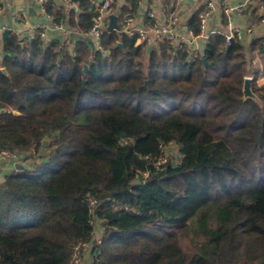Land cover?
Instances as JSON below:
<instances>
[{"label": "trees", "instance_id": "1", "mask_svg": "<svg viewBox=\"0 0 264 264\" xmlns=\"http://www.w3.org/2000/svg\"><path fill=\"white\" fill-rule=\"evenodd\" d=\"M79 3L78 23L47 10L89 29L94 4ZM136 38L105 31L108 54L81 41L71 55L8 34L0 149L20 165L0 179V264H74L85 241L98 264H264V37L214 33L197 53ZM170 142L180 157L157 164Z\"/></svg>", "mask_w": 264, "mask_h": 264}, {"label": "built area", "instance_id": "2", "mask_svg": "<svg viewBox=\"0 0 264 264\" xmlns=\"http://www.w3.org/2000/svg\"><path fill=\"white\" fill-rule=\"evenodd\" d=\"M95 7V13L92 17V25L89 29H85L77 24L71 26L68 21L64 19H57L54 15L48 12L47 5L51 3L59 8H63L69 14L74 16L78 23L79 15L83 12L79 0H36L35 12L30 13L26 6L16 8L9 16L8 24H0V57L3 54L2 32L9 28L10 32L19 36L24 40H30L34 37H39L45 44L50 42H58L65 46L71 55L78 52V43L86 42L92 54L102 53L108 54L109 50L105 49L102 43V35L108 31L109 16L114 13L118 17V28L113 30L119 34H126L128 36H136V44L142 48L153 49L159 48L161 42L170 40L178 48H186L191 53L202 51L204 44L209 37L214 33H221L225 36V40L230 44L234 39L244 41L245 37H250L254 33L257 23L250 22L248 26L241 27L232 23L233 12L237 11L241 14L245 13L248 5L258 0H243L236 6L225 4L223 1L217 0H203L198 4L197 11L199 17V30L196 33L192 28H184L181 24V11L175 8L172 11L167 9L148 10L144 14L139 13H125L121 9V5L125 0H91ZM177 3H183L185 0H176ZM144 2V1H143ZM141 2V4H144ZM258 4L264 10V0H259ZM222 8L227 17L226 27H209L208 19L218 8ZM5 10L4 0H0V16ZM163 20L159 19V16ZM145 17L150 18V24L145 22ZM264 22V16H261L259 23ZM112 30V31H113ZM9 32V33H10ZM264 43V42H263ZM171 144L165 146V154L160 157L157 164L165 162L167 158L175 156L176 159L180 157L179 148L177 154H170L169 147ZM178 146V145H177ZM20 156L7 149H0V163L5 171L12 170L15 166L18 167ZM94 240L99 243L101 241V229L97 228L94 234ZM93 241H85L77 243L75 247L74 264H98L95 262L90 249Z\"/></svg>", "mask_w": 264, "mask_h": 264}, {"label": "crops", "instance_id": "3", "mask_svg": "<svg viewBox=\"0 0 264 264\" xmlns=\"http://www.w3.org/2000/svg\"><path fill=\"white\" fill-rule=\"evenodd\" d=\"M57 1V0H56ZM144 1V2H143ZM217 1H223L225 4L236 6L240 4L243 0H217ZM259 1V0H258ZM258 1H255L252 3L251 6L247 7V10L244 14H241L237 11L233 12V16L231 18L232 23L234 25H238L241 27L248 26L249 23L253 20L254 16H264V10L261 8V5L258 4ZM143 2L144 4H141ZM203 0H185L183 3H177L176 0H139V9L135 13H139L140 15L144 14L145 11L155 9L159 11L160 9L164 8L168 11H172L175 8H179L182 14H180L181 17V24L184 28L188 27V22L192 16L193 13L197 11L198 4H201ZM5 3V10L3 14L0 16V24L5 25L8 24L9 16L15 10L17 7L20 8L23 5L26 6L27 10L30 13L35 12V3L36 0H4ZM127 4V0L121 5V9L123 11V6ZM124 12V11H123ZM129 13V12H125ZM134 14V13H133ZM161 17L159 16V19L162 21V13ZM151 19L148 17H145V22L147 24L151 23ZM256 21V20H255ZM256 28L254 29V33L250 37H245L244 41L246 44H249L254 38H263L264 37V22H260L259 20ZM227 23V17L224 13L222 8H218L215 10V12L211 15V17L208 19V26L209 27H226ZM255 62L258 63V65H262V61L257 57H255ZM252 76V75H248Z\"/></svg>", "mask_w": 264, "mask_h": 264}, {"label": "water", "instance_id": "4", "mask_svg": "<svg viewBox=\"0 0 264 264\" xmlns=\"http://www.w3.org/2000/svg\"><path fill=\"white\" fill-rule=\"evenodd\" d=\"M109 24H108V31H112L114 28H118V17L116 14L112 13L109 16ZM10 32L9 28H6L3 32H2V39L3 41L6 40L8 34ZM118 46H122V42L118 43ZM204 61H206V58H203ZM2 71L6 72V69L3 67L1 68ZM88 69V65L84 64L83 66V72L86 73ZM251 82H252V76H245L244 78V83H243V94L244 97H252V98H257V96L255 95V93L253 92L252 88H251ZM147 83V80H146ZM18 113V112H16ZM44 144H46V141H44ZM19 166V164L17 165Z\"/></svg>", "mask_w": 264, "mask_h": 264}, {"label": "rangeland", "instance_id": "5", "mask_svg": "<svg viewBox=\"0 0 264 264\" xmlns=\"http://www.w3.org/2000/svg\"><path fill=\"white\" fill-rule=\"evenodd\" d=\"M173 143H175V142H173ZM177 145L176 144H171L170 145V147H169V152H170V154H177V152H178V149H177ZM15 164H19L20 165V162H15ZM4 170V167H2V165H1V163H0V179H1V176L3 175V174H5L6 172H9V170L8 169H6L5 171H3ZM98 223V222H97ZM96 228H99V226H98V224H97V226H96Z\"/></svg>", "mask_w": 264, "mask_h": 264}]
</instances>
